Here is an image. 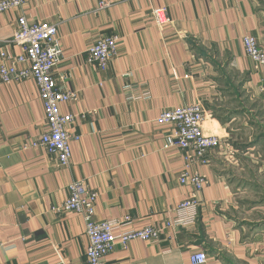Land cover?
<instances>
[{
  "label": "crops",
  "instance_id": "1",
  "mask_svg": "<svg viewBox=\"0 0 264 264\" xmlns=\"http://www.w3.org/2000/svg\"><path fill=\"white\" fill-rule=\"evenodd\" d=\"M155 9L164 10L161 23ZM21 15L57 26L53 78L77 93L60 110L73 115L69 131L79 139L66 167L31 148L45 130L37 86L0 80V264H85L82 215L52 210L76 180L98 194L95 221L130 216L140 229L173 219L193 191L178 180L193 154L164 148L169 128L155 120L195 103L221 140L207 164L190 165L206 179L196 221L116 246L105 260L191 264L190 254L205 250V264H264V67L242 45L249 35L264 49V0H25L0 13V50L12 55ZM109 36L117 54L101 70L87 50Z\"/></svg>",
  "mask_w": 264,
  "mask_h": 264
},
{
  "label": "built area",
  "instance_id": "2",
  "mask_svg": "<svg viewBox=\"0 0 264 264\" xmlns=\"http://www.w3.org/2000/svg\"><path fill=\"white\" fill-rule=\"evenodd\" d=\"M24 4L25 0H0V13L20 9ZM163 11L153 10L158 23L164 21L161 18ZM8 43L18 48L20 52L12 55L4 49L0 50L1 82L31 78L37 86L43 106L45 130L29 145L31 148L42 149L54 155L58 164L66 167L71 159L70 144L77 141L79 136L69 131L73 115L62 113L60 105L74 101L77 93L58 89L54 82L53 69L62 60L57 26L48 21L29 20L21 15L16 21V27ZM117 43L116 36L98 39L87 50V62L104 70L117 54ZM242 45L248 58L256 65L264 67V49L258 41L252 36L245 35L242 37ZM209 117L201 104L195 103L163 111L155 120L158 125L169 128L168 134L165 135L164 148L176 147L191 151L193 154L184 156V169L178 178L181 184L190 185L193 191L188 199L178 203L175 217L164 221L160 226L136 229L131 227L133 219L130 216L95 221L98 194L89 191L81 180L68 185V198L52 210L82 215L87 239L85 264H107L105 258L116 246L125 247L134 240L154 241L164 229L184 228L196 221L199 206L197 194L206 185V179L196 172H191L190 165L207 164V153L218 148L221 141L216 132L205 130L204 125ZM207 259L205 250L192 252L189 256L191 264H205Z\"/></svg>",
  "mask_w": 264,
  "mask_h": 264
}]
</instances>
